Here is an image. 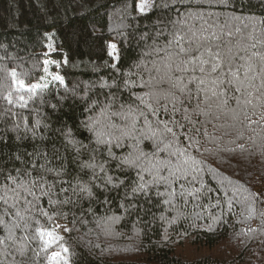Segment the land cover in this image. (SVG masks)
I'll use <instances>...</instances> for the list:
<instances>
[{
  "label": "snow or ice",
  "instance_id": "snow-or-ice-1",
  "mask_svg": "<svg viewBox=\"0 0 264 264\" xmlns=\"http://www.w3.org/2000/svg\"><path fill=\"white\" fill-rule=\"evenodd\" d=\"M214 3L228 6L231 0H209L208 7ZM165 6L167 11H177L176 18L155 27L153 43L133 66L136 72L125 73L122 84L104 81L101 87L109 89L105 100L88 105L90 116L82 122L91 134L88 143L76 139L66 124L55 129L74 150L71 157L56 148L50 155L37 143L46 139L41 126L45 131L53 127L52 116L41 110L60 113L70 92L60 71L67 59L53 58L54 34L46 36L43 75L29 83L28 75L10 73L12 90L3 95L6 106L0 108V264H70V249L61 231L70 234L75 229L76 210L83 211L85 200L98 201L104 194V203H109L111 192L122 191L120 208L125 213L135 210L138 216L148 215L147 206H165L159 220L169 226L187 218L182 209L189 204L203 209L193 213L195 221L213 207L220 210L219 215L209 211V232L214 225L226 223L221 200L230 215L240 185L199 157L212 155L206 143L218 142L209 126L225 128L224 135L235 127L218 126L222 116L240 124L247 121L246 127L264 128V17L259 21L235 14L214 17L192 0L187 4L178 0L177 5L169 0L149 5L142 0L136 8L147 15L149 7L159 11ZM106 48L109 66L115 69L121 62L119 48L115 43H107ZM124 92L127 100L122 98ZM31 113H36L34 121L29 119ZM8 118H12L10 125ZM237 139H243V134L238 133ZM259 147L264 150V137ZM237 148L247 151L242 144L223 151L235 153ZM82 149L88 150V160L80 159ZM85 170L87 174L81 175ZM112 170L124 174L123 178L111 174ZM129 174L134 178L129 179ZM206 176L216 181L215 186ZM213 192L222 193L215 196L214 205L201 203L212 201ZM243 203L251 219L256 206L264 204V192H248ZM174 210L177 215L172 219L164 215ZM259 215L264 218V212ZM152 218L156 219L154 213ZM108 219L115 222L119 217ZM164 231L167 238V228Z\"/></svg>",
  "mask_w": 264,
  "mask_h": 264
},
{
  "label": "trees",
  "instance_id": "trees-1",
  "mask_svg": "<svg viewBox=\"0 0 264 264\" xmlns=\"http://www.w3.org/2000/svg\"><path fill=\"white\" fill-rule=\"evenodd\" d=\"M156 2L150 0L149 5ZM188 2L183 0L184 4ZM208 2L192 0L193 4H203L202 10L214 14V17L235 14L257 21L264 17V0H231L228 6L214 3L210 8ZM137 3L138 0H0V108L6 106L3 95L12 90V71H16L18 77L28 75L29 83L43 75L42 60L47 51L45 44L49 43L47 35L54 34L50 41L56 49L53 58L67 59V64L60 71L70 90L68 99L60 113L52 114L48 108L41 110L52 116L53 127L45 131L41 126V134L46 139L37 143H42L50 155L54 148L59 149L61 155H75L55 130L65 124L72 129L76 139L88 143L91 134L83 129L82 122L90 116L87 108L91 101L105 100L109 89L101 87V84L113 80L122 84L125 73L130 70L136 72L133 66L145 48L153 43L151 37L155 36V27L167 23L169 17L176 18L177 11H167L166 6L159 11L149 7L147 15H141L137 11ZM169 3L177 5L178 0H169ZM178 11L183 9L178 8ZM145 33L150 35L145 36ZM107 43L117 44L121 53V62L115 69L109 66ZM122 98L127 100L128 93L124 92ZM28 115L31 121L37 118L36 113ZM11 120L7 119L9 125ZM216 123L218 126L234 124L235 127L228 128L230 134L224 135L225 128L214 130L209 126V132H214L218 142L206 143L212 155L205 153L199 159L231 179L233 184L240 185L230 215L227 203L221 200L224 225H214L213 232L207 230V224L211 222L209 211L220 214L215 207L204 211L203 218L195 221L193 213L203 209L189 204L182 209L187 218L182 217L169 226L167 221L159 220L165 206H147L150 213L140 212L138 216L135 210L125 213L120 208L122 191L120 195L108 193L109 203H104L105 195L101 194L98 201L85 200L83 211L76 210L78 223L70 234L61 231L70 249V264H264V228H261L264 218L259 215L264 212V204H258L255 214L249 219L243 203L248 192H264V150L259 147L264 128L256 125L246 127L247 121L240 124L224 116ZM0 126H3L2 122ZM238 133L243 134V139H237ZM233 140L237 143H231ZM240 144L247 151L240 152L238 148L235 153L223 151ZM25 146L31 150L30 142ZM119 151L116 150L117 154ZM81 152L80 159L88 160V150L82 149ZM98 156L102 157L103 153H98ZM86 174L87 170L81 173ZM111 174L122 178L124 175L114 170ZM132 178L129 174V179ZM206 179L215 186L216 181L211 176H206ZM212 195V201L201 203L214 205L215 196H222V193L213 192ZM153 204H156V198ZM153 213L156 219L152 218ZM164 215L172 219L177 213L174 210ZM112 217H119V220L113 222L108 219ZM194 223L196 227L192 226ZM249 228L257 231L249 232Z\"/></svg>",
  "mask_w": 264,
  "mask_h": 264
},
{
  "label": "rangeland",
  "instance_id": "rangeland-1",
  "mask_svg": "<svg viewBox=\"0 0 264 264\" xmlns=\"http://www.w3.org/2000/svg\"><path fill=\"white\" fill-rule=\"evenodd\" d=\"M142 2V0H138V3L137 4H139V3H141ZM145 2L147 3V4H150V0H145ZM148 10V9H147ZM184 255H186L187 256V254L185 253Z\"/></svg>",
  "mask_w": 264,
  "mask_h": 264
}]
</instances>
